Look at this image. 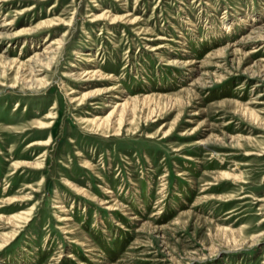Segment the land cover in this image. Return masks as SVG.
I'll return each mask as SVG.
<instances>
[{
    "label": "rangeland",
    "instance_id": "374dc122",
    "mask_svg": "<svg viewBox=\"0 0 264 264\" xmlns=\"http://www.w3.org/2000/svg\"><path fill=\"white\" fill-rule=\"evenodd\" d=\"M0 264H264V0H0Z\"/></svg>",
    "mask_w": 264,
    "mask_h": 264
},
{
    "label": "bare ground",
    "instance_id": "6f19581e",
    "mask_svg": "<svg viewBox=\"0 0 264 264\" xmlns=\"http://www.w3.org/2000/svg\"><path fill=\"white\" fill-rule=\"evenodd\" d=\"M119 106H124V105H121V104H120V105L118 104L117 106H114V105H113L114 108H117V107H119Z\"/></svg>",
    "mask_w": 264,
    "mask_h": 264
}]
</instances>
